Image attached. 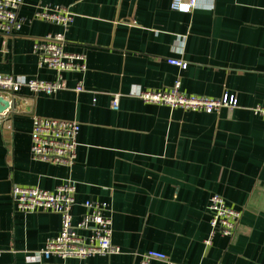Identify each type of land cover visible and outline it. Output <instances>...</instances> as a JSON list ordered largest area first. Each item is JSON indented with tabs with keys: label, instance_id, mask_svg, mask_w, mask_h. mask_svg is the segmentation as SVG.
<instances>
[{
	"label": "crops",
	"instance_id": "0c3cea01",
	"mask_svg": "<svg viewBox=\"0 0 264 264\" xmlns=\"http://www.w3.org/2000/svg\"><path fill=\"white\" fill-rule=\"evenodd\" d=\"M44 4L70 9L64 49L84 53L86 70L66 72V88L54 94L22 89L7 98L13 103L0 122V264H139L146 250L167 256L149 264H262L264 116L252 108L264 107V0H197L190 12L172 9L171 0H22L20 29L0 34L1 74L53 79L32 51L36 39L58 29L35 18ZM177 77L187 94L228 93L237 106L206 113L130 94L164 89ZM79 80L85 89L76 93ZM32 114L79 123L71 167L30 156ZM67 181L75 184L73 221L86 200L105 202L121 252L28 262L58 233L60 215L17 210L11 188L53 190ZM212 194L241 217L231 237L215 233L205 245Z\"/></svg>",
	"mask_w": 264,
	"mask_h": 264
},
{
	"label": "built area",
	"instance_id": "2783aa9c",
	"mask_svg": "<svg viewBox=\"0 0 264 264\" xmlns=\"http://www.w3.org/2000/svg\"><path fill=\"white\" fill-rule=\"evenodd\" d=\"M22 0H0V34L11 35L18 31L22 18L18 10ZM197 5V0H171V8L177 11L190 12ZM35 18L58 27L36 39L32 51L36 56V65L51 70V80L27 78L22 75L0 73V96L7 99L22 89L32 94H54L65 89L64 74L66 72L83 73L86 70L85 54L69 52L64 49L66 31L73 21V14L67 6L60 4L39 5ZM168 63L180 69L187 67L182 59L169 58ZM85 88L81 80L77 81L73 90L78 93ZM143 102L166 105L170 108L204 111L211 113L221 108H234L237 99L234 95L224 93L218 98L205 95L187 94L181 90V79L177 77L173 84L160 90L134 88L131 93ZM119 93L112 95L110 106L118 109ZM9 100V99H8ZM10 101V100H9ZM9 107L0 112V122ZM253 112L264 116V107L257 105ZM29 154L33 159L54 165L71 167L76 158L77 134L79 123L73 119H58L31 115ZM11 198L15 208L22 212L44 209L60 215L61 226L58 233L47 237L39 249L30 252L26 261L41 262L51 257L86 258L94 255H110L121 252L119 246L111 241V218L106 214V203L86 200L84 212L77 221H73L70 209L75 201V184L67 181L53 190L38 186L13 185ZM210 232L205 245L211 243L215 233L231 237L239 223L241 211L228 205L219 194H212L207 205ZM139 264H149L152 260H167L165 253L146 250L138 254ZM176 264V263H170ZM264 264V261L262 262Z\"/></svg>",
	"mask_w": 264,
	"mask_h": 264
},
{
	"label": "water",
	"instance_id": "95a60500",
	"mask_svg": "<svg viewBox=\"0 0 264 264\" xmlns=\"http://www.w3.org/2000/svg\"><path fill=\"white\" fill-rule=\"evenodd\" d=\"M13 101H9L8 99L2 98L0 96V112H2L4 109H6L7 107L12 106Z\"/></svg>",
	"mask_w": 264,
	"mask_h": 264
}]
</instances>
